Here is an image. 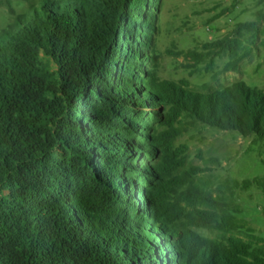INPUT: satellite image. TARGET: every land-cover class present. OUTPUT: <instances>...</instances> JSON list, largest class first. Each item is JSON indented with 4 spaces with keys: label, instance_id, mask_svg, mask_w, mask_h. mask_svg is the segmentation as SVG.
<instances>
[{
    "label": "trees",
    "instance_id": "obj_1",
    "mask_svg": "<svg viewBox=\"0 0 264 264\" xmlns=\"http://www.w3.org/2000/svg\"><path fill=\"white\" fill-rule=\"evenodd\" d=\"M159 2L36 0L0 28V264H189V225L153 199L164 158L145 136L161 113L138 84L139 61L153 62ZM255 16L214 43L224 70L237 71L252 52L245 43L264 37V9ZM228 90L222 126L264 142V94ZM253 186L264 192V177L227 179L205 216L191 213L218 234L204 264H264V237L238 217L236 194Z\"/></svg>",
    "mask_w": 264,
    "mask_h": 264
},
{
    "label": "rangeland",
    "instance_id": "obj_2",
    "mask_svg": "<svg viewBox=\"0 0 264 264\" xmlns=\"http://www.w3.org/2000/svg\"><path fill=\"white\" fill-rule=\"evenodd\" d=\"M35 1L0 0V28L12 21L11 11L25 13ZM260 9L264 0H160L149 49L153 56L148 60L153 62L139 61L143 70L138 84L152 94L161 113V122L153 121L147 130L151 134L145 136L159 139L158 158H164V176L152 187L153 199L163 202L166 217L174 223L189 225L190 245L196 248L189 264H204L203 254L210 253L211 241L218 237L217 232L195 226L203 222L192 220L191 213L205 216L206 197H215L227 179L264 177V142H258L254 134L244 136L224 128L218 116L229 87L236 83L264 94V37L254 45L245 43L252 52L237 71L224 70L228 58L221 45L214 44L239 23L255 21ZM139 109L148 111L145 104ZM136 142L134 138L131 144ZM149 157L153 167L151 162L156 160ZM138 163L144 164L139 159ZM145 190L148 195L149 189ZM236 201L241 209L238 217L264 237V192L253 186L248 192H237ZM229 236L250 241L245 232Z\"/></svg>",
    "mask_w": 264,
    "mask_h": 264
}]
</instances>
